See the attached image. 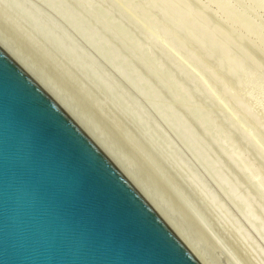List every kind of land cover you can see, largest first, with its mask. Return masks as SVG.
Wrapping results in <instances>:
<instances>
[{
    "label": "rangeland",
    "instance_id": "obj_1",
    "mask_svg": "<svg viewBox=\"0 0 264 264\" xmlns=\"http://www.w3.org/2000/svg\"><path fill=\"white\" fill-rule=\"evenodd\" d=\"M0 38L211 264H264V0H0Z\"/></svg>",
    "mask_w": 264,
    "mask_h": 264
},
{
    "label": "water",
    "instance_id": "obj_2",
    "mask_svg": "<svg viewBox=\"0 0 264 264\" xmlns=\"http://www.w3.org/2000/svg\"><path fill=\"white\" fill-rule=\"evenodd\" d=\"M0 264H197L1 49Z\"/></svg>",
    "mask_w": 264,
    "mask_h": 264
},
{
    "label": "bare ground",
    "instance_id": "obj_3",
    "mask_svg": "<svg viewBox=\"0 0 264 264\" xmlns=\"http://www.w3.org/2000/svg\"><path fill=\"white\" fill-rule=\"evenodd\" d=\"M0 49L16 64L18 67L38 85V87L46 93V95L61 109V111L82 131V133L92 142V144L104 155V157L118 170L124 179L132 186V188L140 195L144 202L156 214L160 221L168 228L174 237L182 244L186 251L192 256L197 264H211L204 255L199 252L193 243L183 233V230L173 221L169 212L152 197L146 187L142 185L139 178L130 169L128 163L124 162L117 150L110 148L103 135L96 132L94 125L86 120L87 118L72 109L64 95L54 89L46 82V79L31 64L16 53L7 41L0 38ZM237 75L238 72H236ZM240 76V75H239ZM261 78V77H258ZM184 142V141H183Z\"/></svg>",
    "mask_w": 264,
    "mask_h": 264
}]
</instances>
